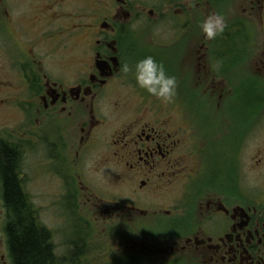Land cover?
I'll return each mask as SVG.
<instances>
[{
	"label": "flooded vegetation",
	"instance_id": "1",
	"mask_svg": "<svg viewBox=\"0 0 264 264\" xmlns=\"http://www.w3.org/2000/svg\"><path fill=\"white\" fill-rule=\"evenodd\" d=\"M214 13L227 27L208 40L200 25ZM147 56L176 78L172 102L123 73ZM246 81L256 93L240 113L248 126L212 152L186 105L224 128L219 113ZM263 116L264 0H0V264H14L22 209L54 263L69 259L35 204L46 193L77 201L87 224L120 225L117 252L144 264H264V199L224 187L242 180L244 137ZM166 196L173 210L161 207Z\"/></svg>",
	"mask_w": 264,
	"mask_h": 264
},
{
	"label": "rangeland",
	"instance_id": "2",
	"mask_svg": "<svg viewBox=\"0 0 264 264\" xmlns=\"http://www.w3.org/2000/svg\"><path fill=\"white\" fill-rule=\"evenodd\" d=\"M229 56H227L225 60L226 66H229V61L227 59ZM252 88L254 87L251 83L246 81L243 86L244 95L242 93H235V96L240 95V99L233 100L231 104H229L230 107H228L230 110H221L219 115L222 118L223 122H221V124L224 128H220L219 125L214 127L212 114H208L207 116L198 108L197 105L199 104L191 103L187 104L191 106L186 105V108L190 112L188 113L192 115L193 123L197 125L198 132L200 134H205V136L208 135V147H211L212 152H217L218 149L227 148L228 143H230V137L227 135H236L235 132L238 128L246 129L248 126L246 122L242 123L239 120H243L240 113L243 112L244 108L246 114L248 111L249 113L252 112L250 109L251 106H249L250 101L247 98L256 95ZM242 97L244 98L243 102L245 107L239 108L240 103L237 101H240ZM105 111L108 119H120L115 112L111 110L110 106H108V108L106 107ZM228 121H230L231 124H228ZM13 122L14 120H10L9 123ZM111 129L112 127H108L106 133H109ZM41 132L43 131H38V134ZM34 146L37 149L44 145L41 142L36 141ZM240 158L242 159V180L236 181L235 185L232 186L226 182L224 187L229 189L238 185V187H241L244 191V200L251 203L258 199V196L259 198L264 199V120L260 122V126H258L253 132L244 137V149L240 153ZM31 159L33 160V157ZM259 159H261V162L257 164V160ZM94 160L95 158L93 156L86 158L85 167L87 170L93 166ZM212 161H215V159L213 158ZM212 161H208V166H212L213 168ZM68 169L71 172V166H69ZM80 169H82V167H80ZM108 170V166H101L97 174L93 176L101 187L109 181ZM217 177L220 183H224L222 177L219 175ZM69 182L70 184L72 183L70 179ZM92 184L95 185V182L92 181ZM44 186V181L39 180L35 183V189L44 188ZM109 188L110 187L107 189ZM112 188L114 189L115 187ZM106 194L108 195L105 197L111 199L110 191H107ZM42 195H40L38 200H35V204L38 206L40 212L42 224L51 228L56 243L62 244V248H57L59 256L63 254L69 257L67 261L59 264H144L137 259H129L126 255L124 256L117 252L119 251V241L123 239L122 236H119L121 232L120 225L115 224V226L114 223H112L113 225H104L101 222L96 223L92 217V224H87V217L90 216L83 213V211H80L81 209L77 206V201L72 206V201H74L72 198L65 199L55 196L54 200H52L47 193ZM104 195L105 194H103V196ZM160 198L161 197L159 196L156 200L159 201ZM164 198L161 207L173 210V205L171 203L172 198L169 196ZM141 207L146 208L147 206L146 204H143ZM81 219L82 221L84 219L83 228L81 227ZM89 225L91 232L90 229H87ZM122 250L123 248L120 249V251ZM73 254H77V256L80 257V260L75 259Z\"/></svg>",
	"mask_w": 264,
	"mask_h": 264
},
{
	"label": "clouds",
	"instance_id": "3",
	"mask_svg": "<svg viewBox=\"0 0 264 264\" xmlns=\"http://www.w3.org/2000/svg\"><path fill=\"white\" fill-rule=\"evenodd\" d=\"M200 27L208 40H214L224 32L227 24L222 15L214 13L209 15ZM122 71L125 75L134 73L135 81L140 88L165 103L172 102L176 95V78L167 75L163 64L158 63L152 56L137 61L134 68L125 64Z\"/></svg>",
	"mask_w": 264,
	"mask_h": 264
},
{
	"label": "trees",
	"instance_id": "4",
	"mask_svg": "<svg viewBox=\"0 0 264 264\" xmlns=\"http://www.w3.org/2000/svg\"><path fill=\"white\" fill-rule=\"evenodd\" d=\"M244 95V93H242ZM28 212H20V233L10 237V253L14 264H55L45 238L38 229L32 230ZM40 231H44L40 229Z\"/></svg>",
	"mask_w": 264,
	"mask_h": 264
}]
</instances>
